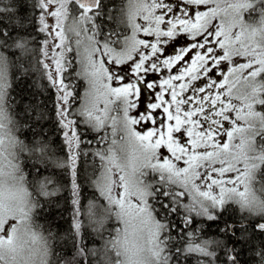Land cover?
Here are the masks:
<instances>
[{
  "label": "snow or ice",
  "instance_id": "snow-or-ice-1",
  "mask_svg": "<svg viewBox=\"0 0 264 264\" xmlns=\"http://www.w3.org/2000/svg\"><path fill=\"white\" fill-rule=\"evenodd\" d=\"M0 264H264V0H0Z\"/></svg>",
  "mask_w": 264,
  "mask_h": 264
},
{
  "label": "trees",
  "instance_id": "trees-1",
  "mask_svg": "<svg viewBox=\"0 0 264 264\" xmlns=\"http://www.w3.org/2000/svg\"><path fill=\"white\" fill-rule=\"evenodd\" d=\"M107 2V0H106ZM120 0H117V6H119ZM7 23V21H5ZM114 25L109 22V25H105L106 30H109ZM120 31V29H117ZM46 82L41 81L38 73H31L27 77H24L19 80V84L16 90V99L19 102L21 97L24 98L23 103L26 106L27 103L32 99L43 100L45 96L50 95L48 92H43V88L39 85H43ZM82 91V89H81ZM42 93V94H41ZM27 131V129H25ZM46 133H50V139L56 141V145L60 143L59 134L53 130L52 126L49 125L45 129ZM54 145V147L56 146ZM84 169L86 170V174H90L91 166L93 161L90 157L85 158ZM48 175H52L54 179L59 178L64 175L60 170L49 168ZM66 180L67 177L64 176ZM92 189L88 185L87 180L83 181V195L85 198H91ZM66 195V194H65ZM85 204L87 203V199L83 201ZM71 205L66 204L64 198H60L58 204L54 201L53 206L50 210L45 211L41 214V217L38 218V221L41 225H44L47 228H50L53 232L64 234V231L68 227V220L70 218ZM62 245L65 251L71 250V241L69 240L67 243L58 242ZM102 241H98L96 247H99ZM70 258V257H69Z\"/></svg>",
  "mask_w": 264,
  "mask_h": 264
}]
</instances>
